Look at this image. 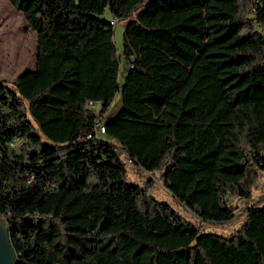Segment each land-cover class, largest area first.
Returning a JSON list of instances; mask_svg holds the SVG:
<instances>
[{
  "label": "trees",
  "instance_id": "obj_1",
  "mask_svg": "<svg viewBox=\"0 0 264 264\" xmlns=\"http://www.w3.org/2000/svg\"><path fill=\"white\" fill-rule=\"evenodd\" d=\"M7 1L36 33L34 69L0 80V217L15 264H264V194L229 235L205 231L150 196L151 181L128 183L122 159L159 172L198 223L235 218L227 199H250L264 172V0H192L200 42L152 20L178 0ZM132 96L159 110L138 124L145 136L121 133Z\"/></svg>",
  "mask_w": 264,
  "mask_h": 264
},
{
  "label": "rangeland",
  "instance_id": "obj_2",
  "mask_svg": "<svg viewBox=\"0 0 264 264\" xmlns=\"http://www.w3.org/2000/svg\"><path fill=\"white\" fill-rule=\"evenodd\" d=\"M181 7L165 8L153 16V21L173 23L181 26L179 32L194 42H200L203 39L204 19L203 10L193 5L192 0H178ZM109 18L108 12L102 16ZM127 19H118L114 27L113 41L117 51L120 53V68L118 81L122 85L127 72L126 61L122 55L124 25ZM36 61V33L26 23L22 13L13 7L7 0H0V80L12 82L15 78L26 71H31L35 67ZM139 86V84H137ZM141 96V95H140ZM140 97H131L132 106L135 108L134 116L130 117L127 124H122V132L136 131L146 135L145 127L138 124L150 123L155 121V116L159 110L147 105L148 100L140 101ZM143 102V103H142ZM120 105V95L114 99L110 113H115ZM150 132L152 130L149 128ZM123 161L126 163L128 183L145 186L150 182L148 193L156 200L168 204L182 217L194 224H200L205 231L229 235L237 229L242 223V217L245 208L250 206L264 194V172L259 173L251 190V198L243 199L240 197H230L227 199V206L235 213V218L222 225H208L198 223L192 218L183 206L174 200L162 187L159 179V172L150 175L136 169L126 156L123 155ZM5 222L2 220V224Z\"/></svg>",
  "mask_w": 264,
  "mask_h": 264
},
{
  "label": "water",
  "instance_id": "obj_3",
  "mask_svg": "<svg viewBox=\"0 0 264 264\" xmlns=\"http://www.w3.org/2000/svg\"><path fill=\"white\" fill-rule=\"evenodd\" d=\"M2 220L0 217V264H15L16 256L10 242L9 230L2 224Z\"/></svg>",
  "mask_w": 264,
  "mask_h": 264
},
{
  "label": "bare ground",
  "instance_id": "obj_4",
  "mask_svg": "<svg viewBox=\"0 0 264 264\" xmlns=\"http://www.w3.org/2000/svg\"><path fill=\"white\" fill-rule=\"evenodd\" d=\"M113 25H115V23H111ZM100 122V121H99ZM99 126H101V124H97L96 127H95V131L93 133H95V135H98V130H99ZM105 133V132H104Z\"/></svg>",
  "mask_w": 264,
  "mask_h": 264
},
{
  "label": "built area",
  "instance_id": "obj_5",
  "mask_svg": "<svg viewBox=\"0 0 264 264\" xmlns=\"http://www.w3.org/2000/svg\"><path fill=\"white\" fill-rule=\"evenodd\" d=\"M112 23H115L116 24V21L112 22ZM104 133V128L101 126H99V130H98V135H101Z\"/></svg>",
  "mask_w": 264,
  "mask_h": 264
},
{
  "label": "crops",
  "instance_id": "obj_6",
  "mask_svg": "<svg viewBox=\"0 0 264 264\" xmlns=\"http://www.w3.org/2000/svg\"><path fill=\"white\" fill-rule=\"evenodd\" d=\"M115 26V25H114Z\"/></svg>",
  "mask_w": 264,
  "mask_h": 264
}]
</instances>
